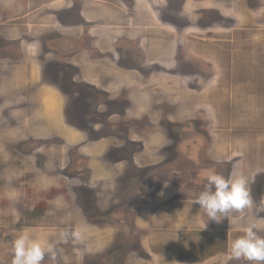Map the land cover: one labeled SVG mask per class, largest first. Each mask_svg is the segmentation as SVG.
<instances>
[{
  "label": "rangeland",
  "instance_id": "374dc122",
  "mask_svg": "<svg viewBox=\"0 0 264 264\" xmlns=\"http://www.w3.org/2000/svg\"><path fill=\"white\" fill-rule=\"evenodd\" d=\"M253 204L217 222L206 173ZM264 236V0H0V264H248ZM64 233L63 239L60 234Z\"/></svg>",
  "mask_w": 264,
  "mask_h": 264
},
{
  "label": "clouds",
  "instance_id": "9594fccd",
  "mask_svg": "<svg viewBox=\"0 0 264 264\" xmlns=\"http://www.w3.org/2000/svg\"><path fill=\"white\" fill-rule=\"evenodd\" d=\"M207 182L204 190L195 198V204L210 218L218 220L225 216L233 222L230 212H243L253 204L250 188V176L240 170L239 165H234L232 172L225 176L213 171L206 173ZM242 235L228 242V250L235 260H242L248 264H264V236L257 232V225L249 223L242 229ZM64 233L60 234L63 239ZM13 255L12 264H43L45 256L55 260L54 245L46 237L34 238L30 231L25 229L11 242Z\"/></svg>",
  "mask_w": 264,
  "mask_h": 264
}]
</instances>
